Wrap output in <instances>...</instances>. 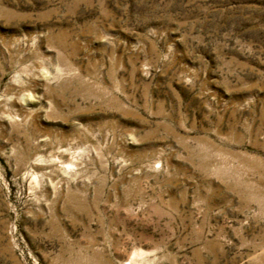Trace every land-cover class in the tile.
Here are the masks:
<instances>
[{
    "label": "rangeland",
    "instance_id": "rangeland-1",
    "mask_svg": "<svg viewBox=\"0 0 264 264\" xmlns=\"http://www.w3.org/2000/svg\"><path fill=\"white\" fill-rule=\"evenodd\" d=\"M0 264H264V0H0Z\"/></svg>",
    "mask_w": 264,
    "mask_h": 264
}]
</instances>
